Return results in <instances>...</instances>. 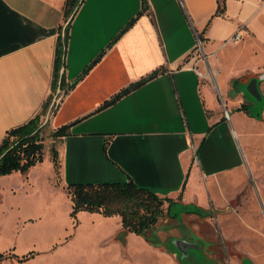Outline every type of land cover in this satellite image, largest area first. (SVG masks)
<instances>
[{
	"label": "crops",
	"instance_id": "obj_1",
	"mask_svg": "<svg viewBox=\"0 0 264 264\" xmlns=\"http://www.w3.org/2000/svg\"><path fill=\"white\" fill-rule=\"evenodd\" d=\"M65 2L0 0V144L8 130L41 112L53 93ZM148 3L138 15L142 0H83L72 17L66 89L44 116L50 134L69 126L66 135H52L60 185L133 179L182 203L228 206L240 192L232 187L235 196L228 197L229 182L243 163L235 122H262L239 109L257 101L244 89L235 91L232 80L264 71V0H225L219 15L218 0ZM239 29L242 37L234 40ZM195 30L205 40L216 82L202 77L204 63L196 66L190 57ZM155 70V77L104 107ZM219 82L233 113L228 99L219 96ZM48 170L54 181L53 159L44 153L26 174L15 171L0 181L24 177L34 187V177Z\"/></svg>",
	"mask_w": 264,
	"mask_h": 264
},
{
	"label": "rangeland",
	"instance_id": "obj_2",
	"mask_svg": "<svg viewBox=\"0 0 264 264\" xmlns=\"http://www.w3.org/2000/svg\"><path fill=\"white\" fill-rule=\"evenodd\" d=\"M259 74H246V80ZM219 87V96L228 99L231 109L220 82ZM249 109L262 122L244 119L237 125L234 121L243 163L229 182L232 186L226 195L234 197L235 187L240 192L228 206L214 207V216H191L184 212L182 203H175L171 208L175 218L162 220L149 233L155 239L150 243L123 229L118 215L83 210L71 216L72 201L60 185L57 171L54 181L49 170L34 177V187L23 182L24 177L4 179L0 181V189L4 187L0 252L21 256L34 251V256L24 261L6 259L0 264H241L244 257L264 264V94L263 100ZM49 131L47 126L43 130L44 153L53 159L57 143ZM218 203L223 206L226 202L221 198ZM176 238H185L193 246L198 243L205 259L197 247L183 256Z\"/></svg>",
	"mask_w": 264,
	"mask_h": 264
},
{
	"label": "trees",
	"instance_id": "obj_3",
	"mask_svg": "<svg viewBox=\"0 0 264 264\" xmlns=\"http://www.w3.org/2000/svg\"><path fill=\"white\" fill-rule=\"evenodd\" d=\"M82 1L83 0H66L65 2V23L59 26L56 41L52 83L53 93L57 91L59 86L63 91L66 89L64 68L66 65L65 57L69 39V28L72 17ZM148 6V0H142V9L138 15L147 10ZM224 10L225 0H218L216 15L222 14ZM135 19L136 18H133L128 23L127 27L131 25ZM158 72L159 70H155L148 76L122 89L111 99L106 101L104 107L114 103L123 95L140 87L148 80L155 77ZM250 79L251 77L246 80V76L234 78L232 80L234 90H245L246 84ZM53 93L49 96L41 112L27 122L7 131L0 144V176L15 171L26 174L32 166L43 161V130L47 125V122H44V116L53 99ZM239 109L244 110L252 117H256V114L249 111V106L247 104H243ZM51 110H54V107L51 108ZM68 129V125L62 126L55 130L52 135L55 137L66 135ZM52 152L54 166L57 174H59L58 150L55 148ZM65 189L72 201L71 216L76 217L77 213L83 210L98 212L104 216L118 215L121 217L123 229L143 237L150 243H154L155 239L149 237V233L155 230L162 220L175 218L176 214H172L171 208L175 203H182L180 200H175L171 197L160 196L157 192L137 184L133 179L127 181L70 182L65 186ZM182 205L185 213L196 214L201 218L214 215V210L212 208H205L190 203H182ZM32 256H34V251L21 256L15 252H0V262L12 258L24 261Z\"/></svg>",
	"mask_w": 264,
	"mask_h": 264
},
{
	"label": "built area",
	"instance_id": "obj_4",
	"mask_svg": "<svg viewBox=\"0 0 264 264\" xmlns=\"http://www.w3.org/2000/svg\"><path fill=\"white\" fill-rule=\"evenodd\" d=\"M194 32H195V46L190 54V57L194 60V65L196 66H198L197 65L198 62L204 63L205 70L199 71V74L202 77H208L212 81L216 82V74L213 69V66L210 63V54L206 50L205 40L202 34L198 30H195ZM241 37H242L241 29H239L233 35V39L239 40ZM63 94H64V91L61 90V88L57 89V91L54 93V96H53L51 108L56 106L57 102L60 100ZM224 115L226 118H230V113L228 109H224Z\"/></svg>",
	"mask_w": 264,
	"mask_h": 264
},
{
	"label": "water",
	"instance_id": "obj_5",
	"mask_svg": "<svg viewBox=\"0 0 264 264\" xmlns=\"http://www.w3.org/2000/svg\"><path fill=\"white\" fill-rule=\"evenodd\" d=\"M62 71H63V69H62ZM262 80H264V71L260 72V74L257 76L251 77V79L247 83L246 89H245L258 102L263 100V93H262L261 88H260V81H262ZM260 114H261V112H258L257 116L259 117ZM177 240L180 242V246L179 245L178 246H179V249L182 251L183 256H185L188 253L190 248H195V247L199 248L200 247V245L198 243H197V245L193 246L194 244L190 243L185 238L184 239L176 238L175 241H177ZM242 264H254V263L250 258L244 257L242 259Z\"/></svg>",
	"mask_w": 264,
	"mask_h": 264
},
{
	"label": "flooded vegetation",
	"instance_id": "obj_6",
	"mask_svg": "<svg viewBox=\"0 0 264 264\" xmlns=\"http://www.w3.org/2000/svg\"><path fill=\"white\" fill-rule=\"evenodd\" d=\"M210 208H212V207H210ZM212 209H213V208H212ZM188 215H191V216H192V215H195V214H189V213H188ZM196 216L199 217V218H201V217L198 216V215H196ZM213 216H214V215H213ZM205 218H207V217H205ZM168 220H170V219H168ZM163 235H165L166 237L168 236V235H166V234H163ZM199 249H201V252L198 253V254H200V255L203 254V255H204V259H205L206 256H205V254H204L203 248H202V247H199ZM196 254H197V253H196Z\"/></svg>",
	"mask_w": 264,
	"mask_h": 264
}]
</instances>
